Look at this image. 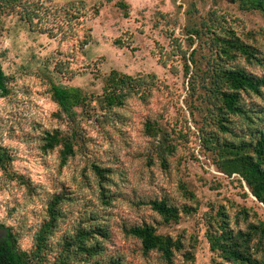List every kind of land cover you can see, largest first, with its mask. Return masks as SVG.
<instances>
[{"label": "rangeland", "instance_id": "rangeland-1", "mask_svg": "<svg viewBox=\"0 0 264 264\" xmlns=\"http://www.w3.org/2000/svg\"><path fill=\"white\" fill-rule=\"evenodd\" d=\"M124 1L127 9L118 0H0V64L7 76L0 146L10 157L0 165V237L9 228L20 249L30 251L46 227L41 264H231L211 249L207 233L218 234L222 220L233 233L264 223V205L238 174L220 170L206 138L254 139L264 129V89L242 91L247 115H229L230 131L221 132L203 87L207 80L197 76L192 90L184 70L185 63L190 74L205 69L215 51L212 30L203 27L196 37L188 30L214 14L225 16L256 59L237 55L229 64L261 77L264 15L235 0ZM33 9L37 16L29 22ZM192 51L196 65L187 60ZM113 70L143 76L145 83L142 94L107 110L103 89ZM53 84L77 86L86 95L75 122L52 98ZM56 131L71 139L73 153L65 159L63 142L44 146ZM93 165L106 170L102 180ZM153 200L175 206L179 218L165 221L151 208ZM142 224L180 240L171 261L157 250L144 252L128 233ZM259 237L250 244L257 259L264 254Z\"/></svg>", "mask_w": 264, "mask_h": 264}, {"label": "trees", "instance_id": "trees-1", "mask_svg": "<svg viewBox=\"0 0 264 264\" xmlns=\"http://www.w3.org/2000/svg\"><path fill=\"white\" fill-rule=\"evenodd\" d=\"M11 1V0H6ZM16 1V0H15ZM238 1L240 8L244 10H259L264 15V0H235ZM118 6L127 9L128 4L124 0H118ZM47 12V11H46ZM37 13L33 9L26 14L29 22H32ZM211 22L204 20L200 27H192L189 36H200L203 27L212 30L210 45L215 48L214 55L205 61V69L198 67L196 73H189L190 66L185 63V73L189 74V84L193 90L194 80L200 76L206 81L205 87L209 96L207 99L212 102V106L217 109V127L223 132H229L227 123L229 115H247L244 109L240 93L259 94L264 89V76H254L240 67L229 64L237 55L246 60L255 59V48L241 40L235 35L232 28L225 25L227 19L221 14H214ZM191 41L194 39L191 37ZM187 59L191 64L196 65L197 60L193 58L194 51ZM256 60V59H255ZM202 72V73H201ZM201 73V74H200ZM150 77H154L153 74ZM7 76L0 64V89L2 95L7 93L5 80ZM143 76L129 75L113 70L109 73L104 89L102 107L111 109L121 106L132 93L142 94L144 85ZM51 95L54 101L60 106L61 110L68 116L69 120L75 122L77 107L85 104L87 97L82 90L73 85L53 84ZM77 130L73 129L71 138H74ZM45 148H53L59 142H63L61 150L62 158L73 153L70 137H61L59 133H48L45 136ZM206 142L211 144V148L219 157L220 170L231 176L238 174L245 182L249 192L258 202L264 205V129H260L255 138L251 140L231 141L220 139L213 136L206 138ZM9 154L0 146V165L9 160ZM93 169L100 180L104 178L105 169L98 165H93ZM59 196H53L48 208L50 215L49 223L55 221V208L58 204ZM151 208L163 217L167 222L177 220L179 211L175 206L167 204L164 200H153L150 202ZM189 210V207H185ZM225 221L218 222L220 232L218 234L208 232L207 237L212 250H217L219 254L231 264H264V254L257 259L251 254V241L254 236L259 234L260 240L264 238V223H250L246 231L233 233L226 226ZM5 232L0 237V264H41L45 259L44 234L46 227H42L36 235L35 246L30 251L20 249L16 235L9 229L4 228ZM128 233L140 240L144 252L157 250L166 261H171L174 250L179 249L181 242L170 235H163L156 232L150 224L136 225L128 229ZM61 257V256H60ZM117 264V263H114Z\"/></svg>", "mask_w": 264, "mask_h": 264}, {"label": "flooded vegetation", "instance_id": "flooded-vegetation-1", "mask_svg": "<svg viewBox=\"0 0 264 264\" xmlns=\"http://www.w3.org/2000/svg\"><path fill=\"white\" fill-rule=\"evenodd\" d=\"M5 81H6V80H5ZM5 81H4V82H5ZM0 94H2V93H1V89H0Z\"/></svg>", "mask_w": 264, "mask_h": 264}]
</instances>
